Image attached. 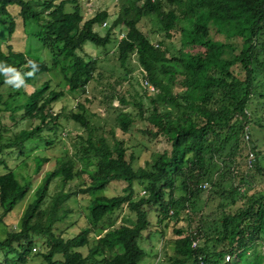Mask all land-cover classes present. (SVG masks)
Returning a JSON list of instances; mask_svg holds the SVG:
<instances>
[{
    "label": "trees",
    "instance_id": "16d2710c",
    "mask_svg": "<svg viewBox=\"0 0 264 264\" xmlns=\"http://www.w3.org/2000/svg\"><path fill=\"white\" fill-rule=\"evenodd\" d=\"M67 4L71 9H66ZM11 5L18 6L24 23L34 25L32 33L48 50L51 61L47 64L30 59L10 44L4 48L0 39V110L9 111L11 118L22 111L24 117L37 121L0 142V154L15 150L23 155L26 145L33 141L53 143L43 133L58 126V115L51 111V104L64 95L63 90L51 89L47 80L29 93L22 90L35 76L53 69H58L70 93L83 95L86 86L97 79L104 86L101 104L108 109L114 100L118 101L115 120L122 132H128L137 119L143 120L146 125L140 132L153 140L163 139L168 148L156 152L145 166L134 168V156L127 158L124 140L113 131L111 142L103 133L97 135V127L90 123L84 104L78 101V111L70 118L85 130L78 154L85 165H95L89 173L90 182L74 191L55 192L44 204L54 177L69 182L85 171L75 168L72 157H57L54 167L45 171L19 227L7 230L0 239V251L16 255L24 264L36 249L35 237H41L46 243V251L41 253L44 264H138L146 254L139 240L151 227V210L157 213L161 226L167 218L176 216L179 208H187L189 217L194 215L197 220L192 227L175 229L170 264H264V254L259 249V243L264 241V187L251 184L256 174L264 177L251 137L252 126H261L262 118L248 108L253 95L264 98V78L259 79V73L264 72V0H126L103 35L94 26H102L108 12L102 10L84 20L78 0H0V16L8 19L9 35L15 29L8 10ZM152 14L164 32L156 44L138 25L143 16ZM182 22L187 26L180 27ZM118 25L125 31L116 45L120 66L126 68L134 57L142 68V78L156 91L141 85L142 92L128 91L127 99L119 90L126 79L124 74L105 80L96 59H85L80 54L86 41L96 46L109 44L111 31ZM174 34H178L179 47L165 43ZM16 74L20 75L19 87L8 82ZM4 88H11L5 98ZM128 106L134 110H126ZM249 150L255 154L250 167ZM34 160L38 172L48 159L35 156ZM218 162L216 179L212 169ZM2 168L0 224L30 188L0 157ZM230 174L234 179L229 187L221 186L220 178ZM114 179L123 181L122 193L93 197L88 204L91 220L99 223L126 206L134 218L131 223L108 228L91 244V226L69 238L55 234L54 225L72 212L68 204L71 195L104 189ZM135 181L147 182L142 195L136 194ZM177 188L181 194L174 197ZM206 189L210 194L205 205L200 206L197 203ZM216 197L217 205L207 213L204 207ZM193 240L197 241L195 246ZM84 246H88L85 255L77 250ZM57 254L62 260L54 258ZM226 255L233 259L225 260Z\"/></svg>",
    "mask_w": 264,
    "mask_h": 264
},
{
    "label": "rangeland",
    "instance_id": "374dc122",
    "mask_svg": "<svg viewBox=\"0 0 264 264\" xmlns=\"http://www.w3.org/2000/svg\"><path fill=\"white\" fill-rule=\"evenodd\" d=\"M59 2L60 0H53ZM81 4L83 19H87L93 16L96 12L105 10L108 12V18L106 19L107 25L99 26L95 25L94 29L101 35H103L111 24L112 20L117 16L122 1L126 0H78ZM166 7H172V5L165 3ZM66 9H71V6L67 4ZM9 12L12 14L15 29L14 32L8 34V19L0 16V39L3 42L5 48L8 44L13 49L24 52L30 59H38L50 64L51 55L47 49H45L41 42L33 35L34 25L31 22H23L19 16V8L17 5H11L8 7ZM139 28L147 35L149 40L156 44L160 39H163V33L158 28L157 18L154 14L143 16L139 22ZM187 26L186 22L180 23V27ZM111 42L106 46H96L90 41H86L83 45V50L80 54L85 58H94L97 61L99 71L102 72L104 79L114 80L121 76L126 77L122 85L119 86V90L124 93V96L128 99L129 93H133L134 90L142 92V68L134 57H131L129 63L127 62L126 68L120 66L116 55V45L121 37V33L125 32L122 25H118L112 29ZM165 43L168 46L179 47L178 34H174L172 38H166ZM259 79L264 78V72L259 73ZM15 82L19 84L20 75L16 74L14 77ZM49 81L51 89L63 90L64 95L51 104V111L58 115V126L51 131H44V135L53 140V143L48 145L45 142L33 141L29 142L25 149L24 154L21 155L15 150H11L6 153L0 154V157L4 158L9 168H11L17 175L20 182H28L29 190L21 200L17 201L11 212L4 219V223L0 224V239L5 236L7 230L17 229L20 224V218L28 205L35 197V190L41 183L42 177L47 170H51L54 167L55 159L59 156L68 155L75 161V168L80 170L83 168L85 171L76 176L69 182H64L60 176L54 177L49 185L47 197L44 204L49 200V196L55 192H68L74 191L80 188H84L90 182V175L95 169L94 164L85 165L84 161L78 150L83 143V138L86 137L85 130L75 121L70 118V115L78 111L76 103L82 102L85 107V114L90 123L97 127L96 133L100 135L103 133L104 137L111 142V131L114 135L124 140L126 147L127 158L130 154L134 156L132 166L134 168L145 166L146 161H152L156 152H161L168 148L166 142L163 139L153 140L147 135L140 132V129L146 125V122L137 119L131 126L128 132L121 131L119 125L115 120L116 112L114 107L118 106V101L112 102V108L106 109L101 104L103 97V84L99 83L97 79L91 81L86 86V92L82 95L81 92L70 93L65 84L62 81V76L58 69H53L48 72H42L35 76L30 83L22 86L24 93H29L35 87L39 86L44 81ZM11 88H4L3 97L5 98L10 92ZM129 91V93H128ZM85 98L87 101H85ZM146 102V99H143ZM0 108L2 105L0 104ZM249 110L254 114L259 115L262 118V125L252 126L251 137L258 150V163L264 168V98L258 95H253L250 99L248 106ZM126 110L133 111V106L125 107ZM175 110V109H173ZM9 111L0 110V142L8 141L14 136L20 129H29L37 121H33L24 117L22 111H17L14 114V118L9 116ZM46 157L48 160L43 163L38 172L35 171L36 164L34 157ZM212 169L215 174L220 162L217 163ZM2 168L0 172H4ZM219 174H215L217 179ZM213 178V176H212ZM214 178V181L216 180ZM219 179V178H218ZM234 179L232 174L220 178L219 183L225 188L229 187L230 181ZM217 182V181H215ZM256 188L264 187V177L261 174H256L254 180L251 182ZM211 183L208 181V186ZM123 181L114 179L109 182L104 189L95 192H86L71 195L68 199V204L72 208V212L62 221L57 222L54 225V232L63 238H69L79 232L80 229L91 226L92 233L89 235V243H93L95 238L103 233L108 228L116 227L122 222L131 223L133 216L129 213L128 208L123 206L120 209L115 210L112 214L105 216L99 223H93L88 210L89 201L97 196H113L122 193ZM146 181H135L134 188L137 195H142V191L146 188ZM212 187V186H211ZM181 194L180 189H175L174 197H178ZM210 191L206 189L201 196L198 205L203 206L206 203ZM218 203V198L207 202L204 210L209 213L211 208H214ZM199 209V208H198ZM190 210L187 208H179L177 215L172 218H167L160 226L157 222V213L155 210L150 212L151 227L145 231L139 240L140 246L146 251L144 257L139 260L138 264H170L169 257L174 256L173 240L177 237L175 229L187 228L195 225L197 217H189ZM212 215L214 213L212 212ZM160 226V227H159ZM156 229L160 230L158 232ZM260 251L264 254V241L259 243ZM258 245V246H259ZM35 246L32 252L29 254L27 262L24 264H44L42 252L46 251L45 240L41 237H35ZM257 246V247H258ZM88 246L77 248L82 254L87 253ZM253 252L251 249L250 253ZM56 260H62L61 255L57 254L54 257ZM233 258H231L232 260ZM236 260V259H235ZM0 264H23L18 260V257L14 254H5L0 251ZM189 264V262L185 263Z\"/></svg>",
    "mask_w": 264,
    "mask_h": 264
},
{
    "label": "built area",
    "instance_id": "2783aa9c",
    "mask_svg": "<svg viewBox=\"0 0 264 264\" xmlns=\"http://www.w3.org/2000/svg\"><path fill=\"white\" fill-rule=\"evenodd\" d=\"M105 25H106V22H103L102 23V26H105ZM123 35L124 34L121 33V37ZM141 83H142L143 87L147 88L149 91H152V92L153 91H156L155 87L151 83H149L146 78H142ZM248 134H249V132H248V130L246 128L245 135H244V137L246 139L248 138ZM254 157H255L254 152L252 150H249L248 151V156H247V165H248V167H250L253 164ZM206 186H207V184L206 183H203L202 187L203 188H206ZM142 193H145V190H143ZM196 242H197L196 240H193L192 241V246H195L196 245ZM230 259H231V256H229V255H226L225 256V260H230ZM199 264H202V263L200 262Z\"/></svg>",
    "mask_w": 264,
    "mask_h": 264
},
{
    "label": "clouds",
    "instance_id": "9594fccd",
    "mask_svg": "<svg viewBox=\"0 0 264 264\" xmlns=\"http://www.w3.org/2000/svg\"><path fill=\"white\" fill-rule=\"evenodd\" d=\"M9 83H16L14 80L8 81ZM20 83H23V81H21ZM17 87H19V84H16Z\"/></svg>",
    "mask_w": 264,
    "mask_h": 264
}]
</instances>
